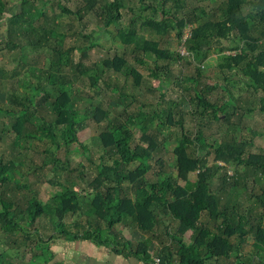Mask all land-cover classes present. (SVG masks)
<instances>
[{
	"label": "trees",
	"instance_id": "trees-1",
	"mask_svg": "<svg viewBox=\"0 0 264 264\" xmlns=\"http://www.w3.org/2000/svg\"><path fill=\"white\" fill-rule=\"evenodd\" d=\"M201 3L83 0L74 11L65 0H0V143L10 137L21 155L38 154L37 166L51 169L48 182L57 186L51 198L32 191L20 223L13 204L0 199V229L16 247L26 245L15 239L23 225L51 219L35 230L50 247L89 241L154 264H264V148L255 144L264 136V0ZM49 4L60 12L50 14ZM133 8L142 12L129 22L124 13ZM84 16L98 36L88 47L65 48L69 35L87 29ZM190 25L184 45L196 75L185 76V56L161 43L173 32L183 42ZM92 48L104 55L88 67L80 59ZM206 66L219 80L207 79ZM146 80L162 93L159 104L173 86L180 100L134 111V92ZM258 118L260 130L252 127ZM211 150L209 164L203 158ZM24 165L1 161L0 188L30 191L18 178ZM69 214L85 222L68 226ZM137 231L144 241L123 236ZM248 236L259 250L246 254Z\"/></svg>",
	"mask_w": 264,
	"mask_h": 264
},
{
	"label": "rangeland",
	"instance_id": "rangeland-1",
	"mask_svg": "<svg viewBox=\"0 0 264 264\" xmlns=\"http://www.w3.org/2000/svg\"><path fill=\"white\" fill-rule=\"evenodd\" d=\"M201 1H202L201 4H203L204 2L206 5H208L209 3V0H201ZM192 2L196 4L194 1ZM137 3L138 2H136V4ZM65 4L68 6L69 9L74 10V11H77L79 7L81 8L82 6L85 5L83 4V0H65ZM170 4L171 3L167 5H170ZM194 4L189 3L190 9L194 7ZM10 5L13 6V3L11 1H10ZM16 6L17 4L15 3L14 7L12 8H16ZM51 6L52 4H49L46 7L48 8V11H50L49 12L50 14H55V13L60 12L58 8H55V5H54V8H52ZM53 9L55 11H53ZM141 12L142 10L138 8H133V11L129 9L127 13L125 12L124 16L126 17L127 21L130 22L131 17H133L134 15L137 16ZM8 14H11V12H9ZM92 23L93 22L90 18H88L87 16H84L82 25L83 27L87 25V29L84 31V34H82L83 36L82 35L76 36L74 34L69 35L64 41L65 48H69L72 46H81L84 48V47L90 46V44L94 41V38L98 36L97 33H95L93 36L91 34L95 29ZM191 27L192 26L190 25L187 29L184 30L185 37H184L183 42L177 36V32H173L170 35H166L163 38V41L161 43L162 48L169 49L172 51H177L185 56L186 62L181 63V67H185V72H184L185 76L196 75L195 65L188 64L190 61L191 53L188 52L187 46L184 45L185 39H188L190 35ZM110 41L112 44L113 41L112 40ZM110 41H107L106 38H101L99 41H97V43L108 46L110 44ZM114 53L115 52H113L112 55H114ZM102 55L97 54V48H92L91 50L86 52L85 56L80 60H82L85 63V66L90 67L92 65V62L97 60ZM209 56L213 58V56H215V52L214 51L210 52ZM2 60H3V63L10 64L12 68V63L10 60H5V59H2ZM41 67H42V64L37 66L38 69H40ZM203 71L205 72V76L208 77L207 79H209L210 82L211 81L213 82L215 80L217 81L220 78V75L217 74L218 72L216 73L212 72L211 67L206 66L205 68H203ZM84 79H87V78H84ZM151 87H152V84L149 82V80H146L145 83L143 81V88L140 89L139 91L137 90L134 92L136 97L139 99L138 102L132 105V109L134 111L138 109L145 110V111L153 110L154 108L162 109L169 102L173 100L175 101L180 100V95L183 92L181 88L173 86L171 89H169V92L166 96L167 103L164 101V103L159 104L158 102L161 100L160 98H161L162 93H160L159 91L152 92ZM112 102L115 106L121 104L119 102H118L119 104H117L115 100H112ZM186 105H183V109L184 108L189 109L188 107L189 102H187ZM119 108H121V105ZM260 119L261 118H258L257 121L253 122V126H252L253 129L260 130V128H262V124H261L262 121H260ZM129 125L133 131L136 129V122H131ZM167 133H169V131ZM217 137H218L217 135H214V137L212 138L217 139ZM210 141L212 142L213 140H210ZM209 144H212V143L209 142ZM255 144L264 148V136L263 137L257 136ZM211 152H212V155H210L209 157H204V158L202 157L203 160L205 161L207 160L209 164H212L215 161L213 150H211ZM21 154H22V148L20 147V143L17 144V142L13 139H10V137H6L4 142L0 143V160L2 162L6 164L8 163V161H14V162L20 161L25 164L24 168L20 169V173L23 175L22 176L19 175L20 177L18 178L22 180L21 185H27L30 191L25 190L24 188L22 190H19L17 186H14V185H11L8 187V184H5L3 187L0 188V199H4L7 201L9 200L10 203L13 204V210L16 211L17 213L18 223H20V221L26 220L25 212L28 207L27 201L30 198L32 191H37V192L40 191L43 198H46V194L48 198H51L55 193H57L56 192L57 186H50L48 182V179L53 175L52 170L49 168L40 169L37 166L39 164L38 158H37L39 155L34 153L32 156V159H29L26 155H21ZM79 156H80L79 154L74 155L75 159L82 161V162L85 161L84 158H79ZM85 164L86 165L89 164L87 159L85 161ZM29 165H31L32 168L35 169L36 171L27 172ZM230 166L231 165H229V167ZM231 169H233V166L231 167ZM65 172L73 173V170H65ZM95 172L96 170L94 166V169H91L90 174H93ZM69 173H63L62 177L64 178L66 175H70ZM58 180L59 178L56 179V181ZM257 186L254 187V193H253L254 195L260 194L259 186L258 188ZM134 201L137 203H140L142 200L141 198H136V200ZM0 210H1V205H0ZM95 218L98 219L95 216L92 220H94ZM85 219H86V215L80 216V215L69 214L67 216V224L68 226H70L72 223L85 222ZM47 221L51 222V219H47L46 221L38 220L37 223L33 227H31L30 225L28 226V228H26L25 225L22 226L24 232L30 233V235L28 236V239L27 237H24V232L21 233L22 236L20 234H17L15 236V239L17 241H26V245L22 249L19 247H16L14 243H11L9 241L11 236L9 234H6L3 229H0V262L14 263V264H44L45 263L44 259L48 258L51 252L58 255L60 252V247H55L54 249H51V247L47 245V243H44L43 241L46 238L41 237L38 232H35V230L40 228V226H42L45 222L47 223ZM93 226L97 227V225H93ZM98 226L105 227L102 220H100V223ZM120 227H123V225L120 224ZM55 234H58V233H54V235ZM123 236L124 238H129L135 242H141V241H144L146 235L137 231L133 234L125 233ZM161 238L162 239L165 238V235L161 236ZM168 239L165 240L164 242L165 243L168 242ZM12 240H14V237ZM57 242H54L52 245L58 244ZM247 243H248L247 247H244V253L247 254V253H250V250L257 249L256 247H254L255 240L253 239L252 236L247 237ZM22 250L24 251V253L22 252ZM42 256L44 257L42 258ZM219 261H220L219 263L227 262L225 258H221Z\"/></svg>",
	"mask_w": 264,
	"mask_h": 264
},
{
	"label": "crops",
	"instance_id": "crops-1",
	"mask_svg": "<svg viewBox=\"0 0 264 264\" xmlns=\"http://www.w3.org/2000/svg\"><path fill=\"white\" fill-rule=\"evenodd\" d=\"M55 247H60V252L58 255L51 252L55 255L52 264H154L141 256L117 252L89 241L60 240L51 249Z\"/></svg>",
	"mask_w": 264,
	"mask_h": 264
},
{
	"label": "built area",
	"instance_id": "built-area-1",
	"mask_svg": "<svg viewBox=\"0 0 264 264\" xmlns=\"http://www.w3.org/2000/svg\"><path fill=\"white\" fill-rule=\"evenodd\" d=\"M157 260H159V259H157ZM157 264H163V263H161V262L157 261Z\"/></svg>",
	"mask_w": 264,
	"mask_h": 264
}]
</instances>
